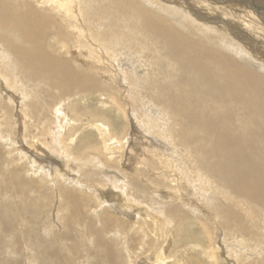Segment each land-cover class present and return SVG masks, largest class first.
Here are the masks:
<instances>
[{"label": "rangeland", "instance_id": "obj_1", "mask_svg": "<svg viewBox=\"0 0 264 264\" xmlns=\"http://www.w3.org/2000/svg\"><path fill=\"white\" fill-rule=\"evenodd\" d=\"M22 1L0 0V44L8 37L14 45L17 44L24 51L31 47L40 50L41 47L45 48L48 45L51 62L57 56L68 68L74 70L90 68V72L86 73L89 83L99 82L97 72L106 78L108 74H105V70L114 74V68L117 66L104 67L97 62L105 61L108 57L107 49L116 50L127 64H131L128 54L134 55L135 61L143 55L140 61L143 68H137L131 75L132 67L121 64L116 80L126 79V83L118 81L122 85L120 88H123L125 84L127 87L130 85L129 81H134L132 79L134 75L144 77L142 76L139 85L131 88L133 99L131 101L135 113L129 115L116 104L114 98L104 92L106 90L73 93L70 89L68 95L64 96L62 77L53 74L51 68L41 70V61L33 54L31 59L24 55L19 56L16 51L12 57L6 55L2 58L0 51V102L6 103L0 110V131L8 129L6 134L13 133L12 137L17 142L13 148L17 152L28 151V155L36 158L41 156L42 161L48 158L49 161L44 163L41 161L43 165L50 162V166H59V175L50 173L47 176L44 170L35 171L34 166L32 167L26 158L20 159L16 153L12 156L13 152L10 153L8 143L0 140V264H148L152 260L148 253L155 233L152 230L145 231V227L141 230L138 226L141 224V218L149 219V215L163 221L161 226L166 223L162 232L167 231L169 238L166 253L161 258L169 260V264H177L176 258L181 256L184 258L181 263L186 264H234L236 253L240 252L242 246L248 248V251L242 253H248L250 257L240 258L237 263L264 264V224H254L255 230L252 235L247 229L242 230V227L249 223L227 218L223 207L220 206L225 202L224 196L240 197L233 191L241 185L253 187L256 180L264 181V94L260 88L257 86L262 93L258 100L249 98L240 101L233 96L235 90L229 92L221 84L223 79L218 64L222 65L223 62L220 60L216 59L218 64L211 66L210 58L196 63H190L188 59L173 60L170 54L176 53L177 49L172 52L165 45V39L159 38L158 31L144 30L140 25L143 16L140 7L153 14L157 12L161 17L164 15L143 0H125L128 7L120 8L122 16L117 21L122 30L112 33L113 36H106L103 31L106 52L101 53V49L96 48L93 58L90 57L91 49L89 51L88 46L82 47V53L77 43L76 52L72 57L69 49L75 38L68 34L67 29L60 26V10L65 14L66 8L72 10L74 2L80 0H28L30 6L33 3L42 9L60 35L59 37L43 32L33 40L25 30L28 19L16 20V16L13 15L24 12V6L20 3ZM81 1L90 14L96 12L94 0ZM160 1L163 5H170V9L173 7L175 9L173 13L189 4L184 10L192 18L188 19L181 15L176 18L180 24L169 18L174 28L194 42H204L218 52L221 51L231 62L246 70L258 84L264 83V70L254 65L253 58L240 57L229 44L221 43L227 39L233 40L238 46H243L245 54H252L253 46L264 50L262 43L259 42L264 39L263 36L260 37L259 33H256L254 43L253 36L245 34L246 24L237 16L223 12L234 36L244 31L248 38L246 39L248 43L243 42L244 46L232 34H223L221 24L206 21L207 5L200 3L197 7L192 0ZM155 3L160 4L156 0ZM4 7H8L6 11L3 10ZM72 12L69 11V15ZM125 17L126 23L123 22ZM101 18L106 21L104 14ZM108 18L111 17L108 15ZM195 19L204 20L197 23ZM124 23L127 26H124ZM259 25L264 27L262 24ZM13 34L15 36L11 37ZM212 34L219 35L223 38L222 41L209 42L207 39ZM38 36H43V39L39 40L36 46ZM135 38L138 41H132ZM115 39L121 43L114 42ZM58 42L60 47L64 42L65 47L57 48ZM120 46L123 48L119 49ZM139 46L143 49L141 50ZM199 49L201 50L200 47H194L187 50V53L190 56H197ZM207 56L211 57V53ZM49 71H52V76H49ZM123 72L125 77L121 76ZM14 74L18 80L15 84ZM129 74L132 78H129ZM120 76L121 79H117ZM35 82L40 84L39 90ZM200 82L202 87H199ZM250 82L246 83L254 84ZM111 86L117 88L115 82ZM42 87L49 90L40 92ZM34 89L37 93H34ZM9 94H13V99H16L17 103L12 101L11 105L9 99L12 97ZM40 94L45 97H40ZM58 97L61 98L62 112L70 117L67 124L65 121L62 122L64 114L57 118L59 122H56L52 115L43 116L40 111L38 115L39 122H42L40 125L30 113V109L20 105L22 101L29 105L37 101V98L49 101L48 98L56 100ZM169 103L172 106L174 103L179 104L188 112L205 111L208 104L216 103L219 108L217 112L210 113V116H222L223 111L229 122L226 125L219 123L218 127L213 129L218 137L217 141L207 140L199 132L190 131L192 128L181 125V117L176 113L179 110L171 111ZM204 103L206 105H203ZM147 106L153 111L159 110L161 116L159 114L158 118L153 117L150 108L149 111L145 110ZM54 112L51 110V113ZM144 112L149 118L144 116ZM17 114L22 117L14 125ZM250 116L254 117L252 124L249 122ZM247 122L250 124H246ZM190 123L191 120L187 125ZM103 124L108 125L110 132L117 131L114 133V141L109 143L107 149L102 146L97 131L98 125ZM58 128L59 138L69 136L76 138L73 144L68 145L70 154L65 150L60 153L53 149V146L61 143L57 136V144L55 140L47 144L44 139L46 134L44 131L53 132ZM31 130L34 131L33 134ZM187 130L189 131L184 132ZM53 134L55 135L54 132ZM239 137L242 139L240 142L236 141ZM184 138L188 144L181 146ZM219 138L224 141L220 147ZM120 139H123L121 143L117 141ZM90 144L94 148L88 149L87 146ZM237 147L238 150H235ZM231 155L238 160L225 172L231 162L229 160ZM72 156L80 158L78 167H74L71 161L66 163ZM243 157L248 160L247 164L243 163ZM91 160L93 163H90ZM86 161H89V164H85ZM99 165L105 173L100 174ZM241 170L242 178L239 177ZM229 176H232V180H229L232 191L221 180V178L228 180ZM80 178V183L75 182ZM250 178H253L251 184ZM111 181H115L114 183L119 186L112 187ZM62 187H65L68 193L70 190L72 197L78 198L76 207L71 204L68 195L64 194L67 192ZM258 192L260 199H264V192ZM102 193L108 197H103ZM117 194L120 198L125 197L128 203L133 205L131 208L133 210L123 211L118 207L114 210L112 197ZM139 207L141 212H132ZM180 209L187 216L186 219H182L181 214L176 216ZM108 213L127 219L130 225L114 233V228H120L121 224L114 218L106 217L105 214ZM207 216L211 218L210 224L207 222L205 225L201 224L200 218ZM135 230H140V233L133 238L136 241L132 243L127 237ZM123 231L125 235L122 237H125V241L122 240L121 245L117 238H122Z\"/></svg>", "mask_w": 264, "mask_h": 264}, {"label": "bare ground", "instance_id": "obj_2", "mask_svg": "<svg viewBox=\"0 0 264 264\" xmlns=\"http://www.w3.org/2000/svg\"><path fill=\"white\" fill-rule=\"evenodd\" d=\"M143 1L146 2V4H148V5H153V6H151V8H156L158 11H161L164 15H162V17H161L160 14L157 12H154L155 14H153L151 11L146 10V8L140 7L139 10H141L142 14H143V16L140 20V25L144 28V30L158 31L159 32V38L161 40L163 38L165 39V45L167 46V48L171 49L172 52L174 51V49H177L176 53L170 54V57L173 60H175V61H178V60L187 61V59H188L190 63L191 62L196 63V62L204 61L207 58H210V60L212 61V62L209 61L210 66L212 64H218V63H216V59L220 60L221 62H223L222 65L218 64L219 65V68H218L219 73L221 74L222 79H223L221 84L225 88V90H229V92L230 91L232 92V90H235V92L233 93V96L237 100L241 101V100H246L249 98L254 99V100H258L259 99L258 96L262 95V93L264 94V83L258 84L246 70L242 69L241 67H239L235 63L231 62V60L228 57H226L224 54H222L221 51L218 52L217 50H215V48L206 45L204 42H202V43L194 42V41L188 39L186 36L179 33L178 30L176 28H174L171 21L172 20L176 21L177 17L183 15L185 18H188V19L192 18L189 14L185 13V10H184L189 4H187L184 7H181L182 9L178 8L179 11H176L175 13H173L175 11V9H173V7L170 9V7H171L170 5H163L160 0H156L160 4H156L155 0H154V2H153V0H143ZM192 1L195 4H197V7H198V5H200V3L207 5L208 15L205 16V17H207L206 21L209 20L213 23L221 24L223 26V27H221L222 28L221 30H224V32H222L223 34L228 33V34L233 35V31L231 30L229 23L226 21L227 17L223 14V12H224V13H229L231 15H234L235 17L237 16V18H239L244 24H246V26L244 25L247 28V30L244 29L245 34L253 36L252 38H253L254 43L256 42V40H255L256 38L254 37L256 33H259L260 37L261 36L264 37V27H261L259 25V24H262L264 26V22H263L264 21V0H192ZM94 2H96V10H95L96 12L91 13V14L87 11L86 6H84V4L81 0H80V2H78V1L74 2L72 10L70 8H66L65 14L62 10H60V13H61V15H60L61 16L60 26L67 29L68 34L71 37L75 38V40H76V41L74 40V43L71 42V46L69 49L72 57L74 56V53L76 52V48H75L76 43L78 44L77 45L78 49L81 50L82 53H83L82 47L88 46L89 51L91 49V51H90V57L91 58L95 57V51H96L95 49L96 48L99 50L101 49L100 52L105 54V52H106L104 50L105 35L106 36H110V35L113 36L112 33H118L119 30H122L119 27V22H117V21H119L120 20L119 17L122 16L120 14V8L127 9V7H128V5L125 4V0H94ZM20 3L24 6V12L21 14H13V15L16 16V20H24L25 21L26 19H28V25H27V28L25 30L28 31V34L30 35L32 40L37 35H40L43 32L52 33L53 35L60 37V35L57 34L55 28L50 24L48 16L45 13H43V11L40 7L34 6L33 3H32V6H30V2L28 0H23ZM36 5H37V3H36ZM37 6H39V5H37ZM6 8H8V7H4L3 10L6 11ZM82 9H83V12H81ZM69 11H71V12L73 11L71 13V15H69V13H68ZM234 11H238L239 13H236ZM102 14H104L106 16L105 22L101 18ZM128 14H129V12H128ZM108 15L111 18H108ZM126 17H125V21H123L125 23H126V19H127ZM254 17H255V19H254ZM169 18H171L172 20H170ZM66 20H67V23H66ZM203 20L204 19H200L199 21H197L195 19V21L197 23H199ZM176 23L180 24L178 21H176ZM14 26L16 27V25H14ZM124 26H127V25L125 24ZM106 30H108V31H106ZM103 31H104L105 35L102 33ZM253 32H254V34L252 35ZM14 36H15V34H13L11 37H14ZM221 36L223 37V35H221ZM59 37H55V39H58ZM234 38H236V40H238L239 42H242V43L244 42L245 44L248 43V41L246 40L248 38H246V36L244 35V31H241L240 33L235 35ZM42 39H43V36H38L36 38V43H35L36 46L38 45L39 40H42ZM222 39L223 38H221L219 35L212 34V36H210L207 40H210L209 42H212V40L222 41ZM132 41H138V40H137V38H135ZM114 42L121 43L120 40H118V39H115ZM223 42L225 44H229V47L233 48V51H235L240 57L247 56L248 58H250V57L253 58L254 65L256 67L264 70V50L262 51L261 47L257 48V47L253 46L252 54L251 53L245 54V50H243V46L242 47H240V45L238 46L237 44H235V42L233 40L227 39V40L222 41L221 43L223 44ZM259 42H261L263 45L262 47H264V39L262 41L260 40ZM244 43H243V45H244ZM0 46H1L0 51L2 52V54H1L2 58H5L6 55H8L9 57H12V55L16 51L19 53V56L24 55V56H27L28 58H31L32 57L31 54H33L35 57H37V59L39 61H41V67H40L41 70L48 67L49 69L51 68L53 70V74L62 77V79H63L62 87H63V91H64V96L68 95V93L70 92V89L73 90V93L74 92L80 93V92H87V91H97L98 92L101 90H106L104 92H107L106 94L111 96L112 99L114 98L116 100V104L119 107H121V109H123L125 112L127 111V113H129V115L135 113V109L133 110V103L131 101L133 99L131 97L130 92H131V88L133 89V87H136L137 85L140 84V81H141L143 75L140 76V78H139V75H134L133 76L134 78H132L131 75L134 74V72L137 70V68L138 69L143 68L142 64L140 63V61L143 58V55L140 57V59L135 61L133 58L134 55L131 54L132 56H130V54H128L127 57H129L131 59L130 60L131 64L130 63L127 64V61L125 62V59H123L121 57V55L117 54L116 50H114V49L108 50L107 49L108 57H106L105 61H103V62L97 61V62L102 64L104 67H109L110 65H112L113 67L117 66L114 68L115 69L114 74H112L108 70H105V72H106L105 74H108V76L106 75L108 78H106V77L102 76V73L97 72V74H98L97 77L99 78V82L89 83L86 79V75H87L86 73L90 72L89 71L90 68L89 69L85 68L83 70H81V69L74 70L72 68H68L65 66V64H62L60 62L61 59H59L57 56H55L51 62L50 53L47 50L48 45L45 48L41 47L40 50H38L36 47H33V48L31 47V48H29V50L24 51V49H20V47L17 44L14 45L9 40V38L6 37L2 41ZM2 46H4V47L2 48ZM63 47H65L64 42H62V47H60L59 42L57 43V48L62 49ZM139 47L141 48V50L143 49V47H141V46H139ZM194 47H200L201 50L200 49L198 50L197 56H190L187 53V50L194 49ZM121 48H123V46L119 47V49H121ZM253 51H254V53H253ZM142 53H143V51H142ZM210 53H211V57H208L207 55ZM218 53H221V55H219ZM98 59L100 60V58H98ZM97 62H94V63L97 64ZM123 62H125V63H123ZM121 64L122 65L127 64V65H130L129 67H132V69L130 71L131 75L129 74V78L134 79L133 82L128 80L130 85L127 87V86H125L126 85L125 84V85H123V88L122 87L120 88V86H122V85H120V83H118L119 80L118 81L116 80V75L118 74L119 69L122 66ZM48 74H49V76H52V71H49ZM121 76L125 77L126 75L123 72L121 74ZM121 76H120V78H117V79H121ZM103 77L105 79L102 80ZM13 79H14L13 84H15V81H18L15 78V74L13 75ZM67 79H69V82H67ZM121 81L126 83V79H122ZM121 81H119V82H121ZM247 81H251L250 83H254V84H247L246 83ZM113 82L116 83V86H117L116 89L113 86H111ZM18 83H20V82H18ZM102 85L110 86V87L104 88ZM201 85H202V83L200 82L199 87ZM35 86L39 90L40 84L38 82H35ZM257 86L260 88L262 93L259 91ZM47 89L46 88L44 89L42 87L40 89V92H42V90L45 91ZM34 93H37V91L35 89H34ZM34 93H31V94L34 95ZM170 95H171V92L168 93V96H170ZM9 96L12 97V99H9V102L11 103V105H12V101L17 103L16 99H13V94H9ZM41 96L45 97V95H43V94H40V97ZM52 97L56 98V96H53V95H52ZM36 100L37 101H33L29 105L26 104L24 101H22V104H20V105H23V106L25 105L24 107H27V109L29 108L30 113L35 116L34 119L37 120V123L40 125L42 123L41 121L39 122V120H38V118H39L38 115H40V111H42L43 116H47V114H50V115H52V117L54 118V120L56 122H59L57 118H61V116L64 114V112H62V105H61V98L60 97H58L56 100H54V99L52 100V99L48 98V100L50 102L47 100L41 99V98L40 99L37 98ZM148 103L149 102H147V104ZM5 105H6V103L4 101H1L0 102V110ZM169 105L172 108L171 111L179 110L176 113L179 114V116L181 117V120H180V121H182L181 125H183L187 128H192V129H190V131L199 132L207 140L215 139V141H217L218 137L216 135V132H213V129L217 128L219 123H222V124L225 123V125H226L229 122L227 120L226 114L223 111L221 112L222 116H215V117L210 116V113H213L215 111L217 112V110L219 108V106L216 103L213 105L208 104L207 110L201 111V112H198V110H197V112H188V111H186L185 107H182L176 103H174L173 106L170 103H169ZM203 105H206V104L204 103ZM147 107L145 108V110L149 111L150 107H148V108ZM173 107H174V109H173ZM51 110H54L55 112L51 113ZM158 111H157V109H154V111L152 110V112L154 114L152 116L153 117L155 116V118H158L159 114L161 116V113H159ZM23 114H25V113L23 112ZM2 116H4L3 113H2ZM67 116L65 115V117L62 119V122L65 121V124H67V122L70 121V117L68 116L69 118H67ZM144 116L149 118V116L146 115L145 112H144ZM21 117L22 116L20 114H17V121H16V119H14V125L21 120ZM169 119H170V116H169ZM189 120H191V123L189 125H187ZM253 121H254V117L250 116L249 122L252 124ZM44 122H45V120H44ZM250 123L247 122L246 124L249 125ZM38 129H39V127H38ZM73 129H77V128L73 127ZM97 129H98L97 131L99 132L101 141H102V146L105 149L109 148V143L114 141L113 140L114 139V133H116L117 131H115V132L111 131L110 132L108 125H104V124L98 125ZM7 131H8V129H4V130L0 131V140L2 139L5 143H8L9 148H11L10 153L13 152L12 156H14V154L16 153L20 159L26 158L27 162L29 164H31L32 167L34 166L35 171L44 170V171H46L45 174L47 176L50 173H53L55 175H59V166L58 165H57V167H58L57 168V167L50 166V162L45 163V165L42 164L45 161H49L48 158L46 160L44 159L45 161H42L43 158H41V156H38V158H36L30 154L28 155V151H25L24 153L21 151H19L21 153L17 152V150L15 148H13L14 144L17 143L15 141V138L12 137L13 133L12 134H6ZM188 131L189 130L184 131V132H188ZM31 132L33 134L34 131L31 130ZM44 132L46 133L44 135V139H45V141H47V144H50L52 140L53 141L55 140L54 142L57 144L56 136L59 138V134H58V133H60L59 128H58V130L53 131L55 133V135L51 131L46 130ZM48 134H49V136H48ZM74 138L75 137H73V136H69V137L63 138V139L59 138L61 143L57 145L58 147L53 146V149L55 151L60 152V153L62 152V150H65L67 153H69L68 151H70V149H69L68 145H71L74 143L73 142ZM122 140L120 139L117 141L120 142ZM240 140H242L241 137H239V139L236 141L240 142ZM34 143H36V142H34ZM190 143H192V142H190ZM218 143H219V147H220L224 143V141L219 138ZM173 144L175 145V142H173ZM183 144H188V142L185 138L180 143L181 146ZM59 145H61V146H59ZM118 146H121V145H118ZM87 147H88V149L94 148L92 144L88 145ZM238 147H239V144H238ZM238 147L235 150H238ZM20 149H22V148H20ZM31 150H33V149H31ZM233 157H234V155L229 156V160L231 162L227 165L225 172H227L229 167H231V165H233V163H236L235 161L238 160L237 157H235V158H233ZM243 160H244L243 163L247 164L248 160L245 159L244 157H243ZM41 161H42V163H41ZM70 161L74 167H78L79 166L78 161H80V158L77 156H72L71 160H67L66 163L70 162ZM87 163L89 164V161L85 162V164H87ZM90 163H93L92 160ZM51 164H55V163L51 162ZM35 165H38L39 167L37 168ZM104 169H105V167H104ZM99 172H100V174L105 173L102 170V168L100 167V165H99ZM113 172H115V171H113ZM121 175L123 176V174H121ZM239 177L242 178V170L239 172ZM108 178H110V177L108 176ZM221 180L223 183L226 184V186L229 188V190L232 191V189L230 188L231 182H229V180H232V176H229L228 180H225L223 178H221ZM250 180H251V182L249 184H251L253 182V178H250ZM80 181H81V178H80V180H76L75 182L80 183ZM111 182L110 183H111L112 187H118L119 186L118 184L114 183L115 181L114 182L111 181ZM77 186H79V185L77 184ZM263 187H264V181H258V180L255 181V185L253 187L241 185L237 190L233 191L237 195H239L240 197L224 196L223 198H224L225 202L223 203V205H220L221 207H223L224 215L227 218H235L238 220H242L244 223H249L247 225H244L242 227V230L247 229L248 231H250V233L252 235H254L253 231L255 230L254 224H256V225L259 223L264 224V199H260L259 192H258V191L264 192ZM62 188H64V191L67 192L64 194L68 195L71 204L74 207H76L77 203H78V198L72 197V192L70 190L68 193V190L65 189V187H62ZM115 191H116V189H115ZM102 195H103V197H106V198L108 197V196H105L104 193H102ZM116 197H118V198H116ZM112 199H113L112 200V205H113L112 208L114 210H116L117 209L116 207H118V208L122 209L123 211H125V209L128 210V209H131L133 207L132 204L128 203V200L125 197L120 198L118 196V194H117V196L112 197ZM131 210H133V209H131ZM137 211H140V207L136 208V210H134L132 212L135 213ZM181 211L182 210L180 209L178 211V213L176 214V216L181 214L180 217L182 219H186L187 216ZM201 215H202V213H201ZM105 216L109 217V218H114V219H116V221H118V223L121 224L120 228H117V227L114 228V233H116L120 229H125L130 225V222L127 219L116 217L110 213L105 214ZM149 217H150L149 219L141 218V224L138 226L139 229H141L142 227H145L146 228L145 231L152 230L155 233L154 234V241L151 244V246L149 248V253H148V257H151L152 260L148 264H158V263L169 264V260L165 261L164 259L161 258V257H164L163 255L166 253L165 251L167 248L168 238H169L167 231L162 232L163 225L166 223H164L161 226V223L163 221L161 222L155 216L153 217V216L149 215ZM210 219L211 218L207 216V217L202 218V219L200 218L199 221L201 222V224L205 225V222L210 224ZM139 233H140V230H135V232L133 234H131L130 236H128L127 239L131 240L132 243H134L136 240H134L133 238L136 236H139ZM170 234H171V232H170ZM124 235H125V232L123 231L121 234V237ZM117 239L120 241V243L122 240L125 241V237L117 238ZM121 245H122V243H121ZM236 247H238V246L236 245ZM246 250L248 251L247 247H244V246L240 247V252L236 253V256H235L236 261L233 262L234 264H239V263H237V260L240 258L246 259L247 257H250V256H248V253H242V252H246ZM181 257L176 258L175 263L186 264L185 262L181 263V261L184 260V258H181ZM255 259H258V258H255ZM227 260H228V258H227ZM161 261H163V263ZM258 262L260 263V260Z\"/></svg>", "mask_w": 264, "mask_h": 264}]
</instances>
